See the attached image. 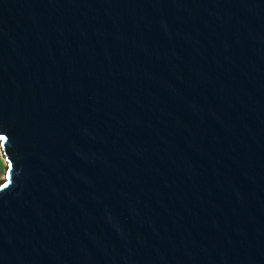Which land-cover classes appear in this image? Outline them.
Listing matches in <instances>:
<instances>
[{
    "label": "water",
    "instance_id": "1",
    "mask_svg": "<svg viewBox=\"0 0 264 264\" xmlns=\"http://www.w3.org/2000/svg\"><path fill=\"white\" fill-rule=\"evenodd\" d=\"M0 264H264V0H0Z\"/></svg>",
    "mask_w": 264,
    "mask_h": 264
},
{
    "label": "rangeland",
    "instance_id": "2",
    "mask_svg": "<svg viewBox=\"0 0 264 264\" xmlns=\"http://www.w3.org/2000/svg\"><path fill=\"white\" fill-rule=\"evenodd\" d=\"M7 161L3 156V153L0 149V180H2L6 174Z\"/></svg>",
    "mask_w": 264,
    "mask_h": 264
},
{
    "label": "snow or ice",
    "instance_id": "3",
    "mask_svg": "<svg viewBox=\"0 0 264 264\" xmlns=\"http://www.w3.org/2000/svg\"><path fill=\"white\" fill-rule=\"evenodd\" d=\"M3 139H5V137H3V136H0V140H3Z\"/></svg>",
    "mask_w": 264,
    "mask_h": 264
},
{
    "label": "bare ground",
    "instance_id": "4",
    "mask_svg": "<svg viewBox=\"0 0 264 264\" xmlns=\"http://www.w3.org/2000/svg\"><path fill=\"white\" fill-rule=\"evenodd\" d=\"M4 179V178H3Z\"/></svg>",
    "mask_w": 264,
    "mask_h": 264
}]
</instances>
